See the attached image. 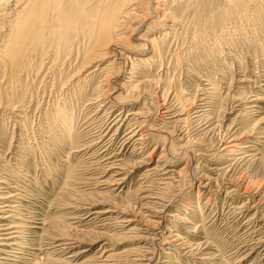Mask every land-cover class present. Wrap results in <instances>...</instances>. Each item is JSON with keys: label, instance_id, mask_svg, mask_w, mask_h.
<instances>
[{"label": "rangeland", "instance_id": "374dc122", "mask_svg": "<svg viewBox=\"0 0 264 264\" xmlns=\"http://www.w3.org/2000/svg\"><path fill=\"white\" fill-rule=\"evenodd\" d=\"M3 5L0 264H264V0Z\"/></svg>", "mask_w": 264, "mask_h": 264}, {"label": "bare ground", "instance_id": "6f19581e", "mask_svg": "<svg viewBox=\"0 0 264 264\" xmlns=\"http://www.w3.org/2000/svg\"><path fill=\"white\" fill-rule=\"evenodd\" d=\"M6 0H0V5L4 4ZM5 6L6 5H3L0 7V19H3L5 18L7 15H9V13H6L5 11ZM133 7H137L135 5H133ZM134 9V8H133ZM121 11V9H116L113 13H110L108 15H101V19L103 20V24L100 26L99 28V31L97 32V43H99V46H97L98 50L95 51L100 53V51L102 50H105V49H108L110 47V39H111V35H113V32L115 30V25L117 24L118 22V18L121 14H119V12ZM152 13H154L155 10H151ZM154 14H157V13H154ZM10 16V15H9ZM118 17V18H117ZM130 17V16H129ZM136 15H133V17L130 18V20H137L136 19ZM129 19V18H128ZM128 19H126V21L124 22V20L120 23L121 25L118 27L121 29V33L124 34L123 31H126V30H129L130 28H132V25L130 24V21H127ZM145 19V18H144ZM148 20V19H147ZM147 20H140L138 23L139 27H143L145 26ZM27 22L25 21L22 25H26ZM25 27V26H23ZM137 28H135L134 30H136ZM138 31V30H137ZM151 43V42H149ZM152 44V43H151ZM101 46V47H100ZM94 54V53H93ZM106 56V55H105ZM134 59V58H133ZM148 62H151V60H148ZM93 64V66H96L97 67V61L92 63V61L89 63V65ZM99 67V66H98ZM98 67L95 69V71L98 69ZM234 140H230L229 142H227L228 146L230 148H233L234 151H232V154L233 152H237V151H240V150H244L245 148L242 146V147H233L232 144H234ZM228 147V148H229ZM231 154V153H230Z\"/></svg>", "mask_w": 264, "mask_h": 264}]
</instances>
